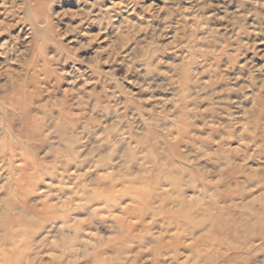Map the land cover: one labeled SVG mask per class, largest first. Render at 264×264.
Instances as JSON below:
<instances>
[{"label":"rangeland","instance_id":"rangeland-1","mask_svg":"<svg viewBox=\"0 0 264 264\" xmlns=\"http://www.w3.org/2000/svg\"><path fill=\"white\" fill-rule=\"evenodd\" d=\"M0 264H264V0H0Z\"/></svg>","mask_w":264,"mask_h":264},{"label":"bare ground","instance_id":"bare-ground-1","mask_svg":"<svg viewBox=\"0 0 264 264\" xmlns=\"http://www.w3.org/2000/svg\"><path fill=\"white\" fill-rule=\"evenodd\" d=\"M172 170L175 173H178L180 175L191 174L192 173L189 169L179 167V166H177L175 164H172ZM148 199L149 200H147V202H150L151 201V197H149ZM177 202H179L181 208H183V209H185L186 207H189L187 202L183 198H181V196L177 199ZM234 209L237 210V208H234ZM64 219H65V217H62V220H64ZM171 220H172L173 223H177L178 225L181 224L180 225L181 227H183V225H185L186 229L185 228H182V229L188 230L192 234H194L196 232L197 224H195L192 219H188V218H180L179 219V218L175 217V218H172ZM232 221L234 222L233 217H230L228 219L223 220L222 222H223V224H226V225L232 227L233 231H234V235L237 237V225H234L232 223ZM233 249L237 250V246L234 247Z\"/></svg>","mask_w":264,"mask_h":264}]
</instances>
